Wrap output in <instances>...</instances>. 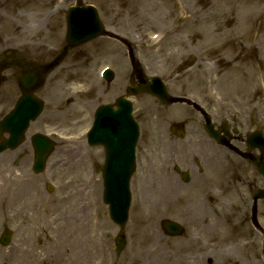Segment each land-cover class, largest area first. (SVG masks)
<instances>
[{
  "label": "rangeland",
  "instance_id": "374dc122",
  "mask_svg": "<svg viewBox=\"0 0 264 264\" xmlns=\"http://www.w3.org/2000/svg\"><path fill=\"white\" fill-rule=\"evenodd\" d=\"M21 1L25 0H0V46H32L41 58L56 54L65 42V16L74 0ZM86 1L99 9L107 27L133 40L146 71L167 80L173 93L198 101L217 121L243 123V134L264 129V0ZM99 46L106 53L98 59L109 60L98 64L96 71L103 64L121 70L123 48L101 38L74 50L67 65L50 77L44 118L54 108L59 146L50 171L33 191L22 199L8 189L11 203L5 220L0 215V235L8 229L13 237L7 247L0 243V264H264L262 236L250 222L251 193L264 186L262 177L243 160L242 185L241 164L216 145L211 148L216 160L210 170L213 190L205 193L204 202H197L201 191L198 196L177 195L149 188L150 184L138 192L132 186L128 223L120 228L111 221L107 205L93 189L99 179L87 177L83 169L80 132L68 128L65 110L67 95L78 96L86 61L95 58L93 50L99 52ZM81 50L92 55L83 60ZM120 84L116 81L112 90L118 92ZM174 107L183 106L165 108L152 98L138 103L139 144L144 147L151 138L152 147L158 145L157 131L166 123V114L175 112L174 119L191 116L190 110L177 116L180 112ZM72 134L77 137L66 143ZM70 149L77 155L72 157ZM141 169L134 182L143 179ZM48 184L53 190H47ZM27 191L22 185L17 194L23 197ZM93 218L97 251L89 255L85 228ZM163 218L180 222L185 235L167 237L160 226ZM259 219L264 227V201L259 203ZM90 226V233L95 232Z\"/></svg>",
  "mask_w": 264,
  "mask_h": 264
},
{
  "label": "flooded vegetation",
  "instance_id": "af4514ba",
  "mask_svg": "<svg viewBox=\"0 0 264 264\" xmlns=\"http://www.w3.org/2000/svg\"><path fill=\"white\" fill-rule=\"evenodd\" d=\"M25 51V49L20 48L11 55L0 54V64L8 73L7 81L12 82L11 84L16 83V88H18V79L21 73L26 71L34 62L39 61L38 55H28ZM129 81V84L131 81L134 82V77L130 78ZM18 89L4 91L0 95V118L8 112L11 107V105L9 106L10 102L12 104L21 95ZM188 126L189 139L178 141L179 143L175 140L178 131L172 126V129L171 127L168 128L169 133L166 136L168 138L160 149L165 156H161L163 158V166L159 173L158 181L163 186L178 189L179 192H184L187 188L192 190L199 189L200 186L207 182L205 174L208 171V167L206 163L201 166L200 159L203 161L210 159L207 157L209 154L208 142L209 140L214 142L209 137L207 142L205 139L206 134L202 129V125L197 122V118L192 117L188 122ZM220 128L221 131L219 133L223 140L231 142L243 150V131L234 132L226 125L217 127V130ZM23 147L28 148L29 143L27 142ZM22 151L24 153L22 158L30 156L24 149ZM87 157L90 161L97 160L93 154H88ZM10 167H14V161L0 160V210H3L6 205V186L3 175ZM170 167L173 170H170ZM185 178L188 179L186 182Z\"/></svg>",
  "mask_w": 264,
  "mask_h": 264
},
{
  "label": "water",
  "instance_id": "95a60500",
  "mask_svg": "<svg viewBox=\"0 0 264 264\" xmlns=\"http://www.w3.org/2000/svg\"><path fill=\"white\" fill-rule=\"evenodd\" d=\"M80 6L74 7L70 10L68 16V42L71 45L80 44L85 42L93 37L102 34H111L104 30L103 25L99 19L96 9L92 6L82 5L81 1L78 0ZM115 36V35H114ZM137 134V132H136ZM248 141L252 147L257 146L262 149L264 152V134L262 131H256L253 134L248 136ZM42 143V142H41ZM111 158H108L110 160ZM257 165L264 175V162H260L255 159ZM114 188H117V182L114 185ZM121 191L114 189V192H108L107 198H111L112 207L111 211L113 215H117L116 219L121 224L123 223L126 212L128 209V199L129 194L126 192L122 195ZM264 194V191H257L255 193V198ZM167 226L173 227V233H178L180 228L177 225L171 223H166Z\"/></svg>",
  "mask_w": 264,
  "mask_h": 264
},
{
  "label": "bare ground",
  "instance_id": "6f19581e",
  "mask_svg": "<svg viewBox=\"0 0 264 264\" xmlns=\"http://www.w3.org/2000/svg\"><path fill=\"white\" fill-rule=\"evenodd\" d=\"M88 225H89V227H87V225H86V228H85V232H89V234L86 236V242H87V248H86V254H96V249H97V244H96V242H97V222H95V220H88V223H87ZM90 225H92L93 226V230L95 231V232H93V233H90L92 230H91V226ZM94 240V241H93ZM105 250V249H104Z\"/></svg>",
  "mask_w": 264,
  "mask_h": 264
}]
</instances>
